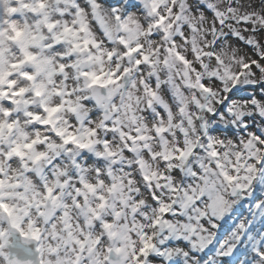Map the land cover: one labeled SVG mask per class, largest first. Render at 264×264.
Listing matches in <instances>:
<instances>
[{"label":"clouds","instance_id":"obj_1","mask_svg":"<svg viewBox=\"0 0 264 264\" xmlns=\"http://www.w3.org/2000/svg\"><path fill=\"white\" fill-rule=\"evenodd\" d=\"M0 180V264H264V0H0Z\"/></svg>","mask_w":264,"mask_h":264},{"label":"snow or ice","instance_id":"obj_2","mask_svg":"<svg viewBox=\"0 0 264 264\" xmlns=\"http://www.w3.org/2000/svg\"><path fill=\"white\" fill-rule=\"evenodd\" d=\"M25 7H27V5H25ZM43 7H44V4H43V3H40V8H43ZM94 7H95V6H94ZM10 11L13 12V13H15V12L17 11V9H16V8H11ZM163 21H164V18L161 17L159 23L162 24ZM53 26H54V25H51V24H50V25H49V28H52ZM12 28H13V31L16 32V36H17V37H20V36L23 34L22 31L19 30V29H17L15 25H12ZM65 31L68 32V31H70V29L65 28ZM28 59H32V57L29 56ZM144 59L147 60L148 57L145 56ZM181 59H183V57H181ZM137 63H139V61H137ZM61 68H63V65H61ZM25 75L27 76V78H28L29 80L32 79V77H31L30 75H28V74H25ZM100 81H101V78H100V77H94V79L92 80V83H93V84H97V83H100ZM114 82H115V81H113V80H109V81H107V83H114ZM23 92H24V89H20L19 92H16V93H14L13 95L19 96V95H21ZM36 94H37V95H40L39 92H37ZM3 95H7V93H3ZM15 102H16V101H10V103H15ZM49 111H50V112H54V111H56V109H51V110H49ZM5 115H9V113L6 112ZM38 118H39V117H37V119H38ZM45 123H48V121H45ZM9 127H11V125H9ZM217 131H219V129H217ZM74 139H75L74 137H69V140H66L65 143H68L70 140H74ZM79 146H80L81 148H87V147H89V145H87V144H80ZM25 147L31 148L32 145H31V144H28V145H25ZM15 151H16V154H17V155H20V156L23 155V153L20 152L19 147H17V148L15 149ZM41 155H42V154H41ZM212 155H216V153L213 152ZM167 158H168V157H165V159H167ZM36 159L39 160V159H40V156H37ZM77 167H78V164H77ZM179 172H180V169H177L176 172H174V175H179ZM0 185H3V180H0ZM84 187L89 188L90 190H92V185L85 184ZM52 192H53L52 188H48V194H49L50 197L52 196ZM77 192H79V185L77 186ZM158 196H159V194L157 193V198H158ZM153 202H155V200H154ZM101 207H104V205H101ZM0 209H2L4 212H6L10 217L12 216V210L9 208V206H8L7 204H5V203H0ZM160 210H161L162 212L168 214V210H167V208H161ZM93 211H94V210H93ZM98 215H99V214H97V216H98ZM118 215H119V214L117 213V216H118ZM13 227H16V225H15L14 222H13ZM105 227H111V225L105 224ZM35 234H36V233H33V235H35ZM151 247H152V245H149V244L145 243L144 248L141 249L142 253H143L145 256H147V255H148L147 250H148L149 248H151ZM162 255H163V253L157 252V253H155V254H153V255H151V256H148V259L151 260V261L153 262V264H159V261H160V258H161Z\"/></svg>","mask_w":264,"mask_h":264}]
</instances>
